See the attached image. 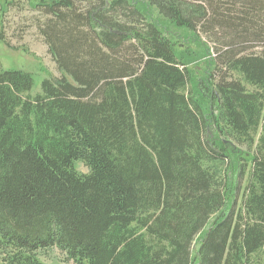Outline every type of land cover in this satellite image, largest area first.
<instances>
[{"label": "trees", "instance_id": "16d2710c", "mask_svg": "<svg viewBox=\"0 0 264 264\" xmlns=\"http://www.w3.org/2000/svg\"><path fill=\"white\" fill-rule=\"evenodd\" d=\"M28 1L64 76L0 62V264H264V0ZM155 12L235 50L198 77Z\"/></svg>", "mask_w": 264, "mask_h": 264}, {"label": "rangeland", "instance_id": "374dc122", "mask_svg": "<svg viewBox=\"0 0 264 264\" xmlns=\"http://www.w3.org/2000/svg\"><path fill=\"white\" fill-rule=\"evenodd\" d=\"M192 2L193 0H184ZM79 11L84 10L86 4L84 0L76 1ZM35 3L28 0H0V62L5 71H23L30 73L35 81L31 95L35 96L42 93V83L46 79L58 80L64 75L58 68L53 56L49 51L42 31L51 20L50 16L42 11L35 9ZM154 19L166 28V36L177 44L178 51H189L190 58L187 59L188 67L192 72L202 73L208 62L215 60L218 64L222 62V57L235 50L229 48V41L223 39V34L217 38V32L205 33L201 29L196 37L201 40L205 48L201 50L200 46L192 43L187 32L174 28L165 19L154 13ZM213 33V34H212ZM231 47V46H230ZM240 48V47H239ZM241 48L245 54H260L264 52V44L260 47L257 44L242 45ZM240 48V49H241ZM209 50V54L205 50ZM234 78H240L238 74H232ZM261 131L256 136L258 142ZM244 153H253L247 147H242ZM76 170L80 174H88V168L81 162L75 164ZM248 183V175L238 182L237 210L243 202L245 188ZM37 258L43 264H76L70 260L67 254L61 252L56 247L47 250L38 251Z\"/></svg>", "mask_w": 264, "mask_h": 264}]
</instances>
